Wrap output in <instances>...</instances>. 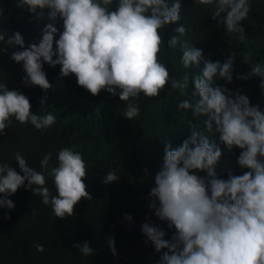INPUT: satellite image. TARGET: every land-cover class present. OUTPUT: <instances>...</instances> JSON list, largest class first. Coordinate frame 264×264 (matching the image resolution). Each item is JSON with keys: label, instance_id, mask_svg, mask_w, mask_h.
Returning <instances> with one entry per match:
<instances>
[{"label": "clouds", "instance_id": "clouds-1", "mask_svg": "<svg viewBox=\"0 0 264 264\" xmlns=\"http://www.w3.org/2000/svg\"><path fill=\"white\" fill-rule=\"evenodd\" d=\"M195 2L210 6L218 28L223 26L227 34H237L240 42H246L242 21L251 11L249 0ZM112 3L113 0H18L17 6L27 7L31 13L46 9L51 20H62L63 30L49 23L42 29L39 43L27 48L19 31L11 36L0 31V43L9 47L19 45L22 49L13 51L9 59L23 62L26 85L49 89L51 84L43 64L60 65L61 76L74 74L78 85L92 95H99L102 90L119 95L121 101L127 102L123 116L128 120L140 115L136 98L141 93L150 99L158 97L170 83L180 96L187 97L177 103V109H191L197 117L206 115V131L218 134L219 141L229 151L234 146L241 149L237 163L249 171L242 175L229 172L226 179L217 177L215 165L222 152L195 125L175 148L165 142L163 164L150 191L155 199L149 207L155 209L160 220L167 221L169 228L174 226L175 233L171 240L165 239L163 229L145 222L141 226L145 243L150 241L156 252L167 249L158 264H264V110L252 105L249 97L240 91L233 93L215 85V79L233 81L236 53L228 55L223 62L205 59L202 49L181 42L187 28L180 25L174 29L179 35L171 36L167 47L180 46V60L185 69L200 67L202 61L203 67L197 74L185 72L177 79L161 61L160 54L165 47L161 30L179 21L180 0H174L171 5L168 0H118L115 9L110 7ZM3 12L0 8V15ZM57 33L59 38L55 39ZM0 52H7V48L2 47ZM252 57V51L243 53V62L250 65V71L238 78H259L264 94V63H253ZM190 80L194 85L191 93L188 92ZM44 104L42 99L41 105ZM13 117L37 130L47 129L56 122L50 112L34 114L28 96L0 82V136L9 128ZM51 158V153L45 154L40 165L53 178L55 195L46 186L44 172L30 167L19 151L15 153V161L23 175L8 163H0V194H3L0 208H15L8 197L25 186L26 181L33 196L42 197V203L50 205L54 216L61 219L74 215L75 205L82 198L92 200L85 183L87 165L75 145L58 151L57 166H49ZM193 170L203 171L206 176ZM118 179L116 171H109L103 183ZM107 243L116 255L114 238L109 237ZM33 246L39 252L44 251L42 244ZM73 246L84 256L94 255L87 240Z\"/></svg>", "mask_w": 264, "mask_h": 264}, {"label": "trees", "instance_id": "trees-1", "mask_svg": "<svg viewBox=\"0 0 264 264\" xmlns=\"http://www.w3.org/2000/svg\"><path fill=\"white\" fill-rule=\"evenodd\" d=\"M117 2L113 0L110 7L115 9ZM173 2L168 0L169 5ZM180 2L179 21L161 30L165 47L160 59L170 74L180 79L185 72L197 74L203 67L202 61L200 67L185 69L180 60V46L167 47L170 37L179 35L174 29L183 25L187 32L181 42L187 41L190 46L202 49L205 59L223 62L228 55L236 53L233 81L226 83L215 79V85L233 93L240 91L249 97L252 105H259L264 110L259 78H238L250 71V65L243 62L245 51L253 52V63H264V0H249L251 11L242 21L246 42H240L237 34H227L223 26L218 28L210 6L200 5L195 0ZM17 3L18 0H0V8L4 10L0 15V31L9 36L19 31L25 48L39 43L42 29L49 23L63 30L62 20H51L46 9L42 13L39 10L31 13L27 7H18ZM58 38L59 33L55 35V39ZM2 47L7 48V52H0V82L28 96L34 114L50 112L56 122L47 129L37 130L30 123L20 124L13 117L9 128L0 136V163H8L23 175L15 161V153L19 151L30 167L44 172L46 186L55 195L53 178L41 168L40 161L45 154L51 153L49 166H57L58 151L75 145L87 165L85 183L92 200L82 198L75 205L74 215L61 219L54 216L50 205L42 203V197L33 196L26 181L25 186L8 197L15 208H0V264H158L167 249L156 252L150 241L145 243L141 226L145 222L155 224L164 230L165 239H172L174 226L169 228L167 221L160 220L155 209L149 207L155 199L150 196V191L155 187V175L163 164L165 142L175 148L191 134L192 125L197 131L204 132L222 152L215 165L217 177L226 179L229 172L242 175L249 171L241 169L237 163L241 149L234 146L229 151L219 141L218 134L206 131V115L197 117L191 109H177V103L187 97L180 96L170 83L158 97L150 99L141 93L136 98L140 115L128 120L123 116L127 102L121 101L119 95L113 96L106 90L92 95L78 85L74 74L61 76L60 65L43 64L51 84L49 89L26 85L23 62L9 59L13 51L22 49L19 45L9 47L0 43V49ZM193 88L190 80L188 92L191 93ZM42 99L44 105H41ZM109 171H116L119 179L105 184L103 180ZM193 171L206 176L203 171ZM156 204L158 207V200ZM127 216L132 217L131 221ZM109 237L115 240L116 255L107 243ZM85 240L90 242L94 255L84 256L73 246ZM34 244L44 245V251H37Z\"/></svg>", "mask_w": 264, "mask_h": 264}]
</instances>
